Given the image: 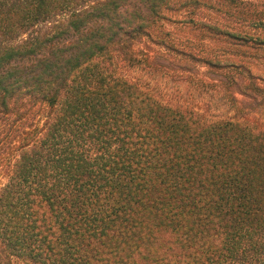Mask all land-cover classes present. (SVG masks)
I'll return each mask as SVG.
<instances>
[{"label": "trees", "instance_id": "trees-1", "mask_svg": "<svg viewBox=\"0 0 264 264\" xmlns=\"http://www.w3.org/2000/svg\"><path fill=\"white\" fill-rule=\"evenodd\" d=\"M142 39L197 96L120 72L159 71ZM244 58L264 59V0H0V264H264V77Z\"/></svg>", "mask_w": 264, "mask_h": 264}, {"label": "rangeland", "instance_id": "rangeland-1", "mask_svg": "<svg viewBox=\"0 0 264 264\" xmlns=\"http://www.w3.org/2000/svg\"><path fill=\"white\" fill-rule=\"evenodd\" d=\"M182 23H168L167 29L171 30V31H175L177 34V38H179V40H181V42L188 44V46L195 52H199L202 54H207V56H218L219 52H220V48L221 47H226L228 49H231L232 51L233 46L229 45V44H223L221 43L224 39L222 38H218V39H199V37H188L189 35H191L190 33L192 32H188L189 28H183L184 26L181 25ZM240 48V47H238ZM246 49L245 47H241V50ZM248 48V47H247ZM133 49L135 51H148V53L153 56V57H158L157 61V69L159 71L154 72V73H146L145 70L139 69V67H135V68H126L123 67L122 69H120V72L123 74L128 75L129 77H133V78H137L140 80H146L148 81L151 85H155L158 89L169 93L172 92V94H185L187 96H197V92H191V86H187L185 83L183 82H173L170 80V78L167 76L166 74V69L165 68H170L172 66H174L176 64V61L174 59L171 58V56H167L164 53H161L160 51H163L164 49L161 48H157L156 45L149 43L148 41H146L145 39H142L141 41H137L135 42V44L133 45ZM238 50V49H235ZM240 52V51H239ZM246 54H253L254 56H259L261 55L260 52H256V50H252V49H246L244 51ZM168 54V53H167ZM230 58L234 57L233 55H229ZM229 59V58H228ZM238 60V57L236 58ZM223 60V59H222ZM244 60H248L247 62V67H249V69L253 72L254 75L257 76H261L264 77V59H260V58H244ZM224 61V60H223ZM196 64V65H195ZM198 62L193 61V60H187L184 59L180 62V66L185 69V71H183V76L188 75L189 72L193 71L196 73L195 76H199V78L202 80L207 79L206 75H202V72H204L205 70H207L206 66H201L199 65ZM175 80V79H174ZM189 92V93H188ZM236 96L238 98H241L242 96L239 94H236Z\"/></svg>", "mask_w": 264, "mask_h": 264}]
</instances>
